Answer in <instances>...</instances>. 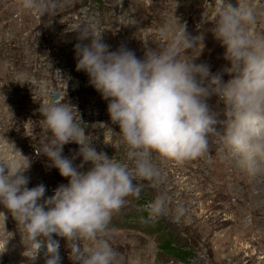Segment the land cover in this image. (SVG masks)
Returning <instances> with one entry per match:
<instances>
[{"label":"rangeland","instance_id":"374dc122","mask_svg":"<svg viewBox=\"0 0 264 264\" xmlns=\"http://www.w3.org/2000/svg\"><path fill=\"white\" fill-rule=\"evenodd\" d=\"M227 2L238 6L237 0ZM22 3L0 0V164L26 168L27 187L44 184V198L68 181L36 153L44 137L51 136L42 132L39 111L48 96L30 80H22L21 74L46 81L49 93L59 92L73 106L86 136L83 144L90 142L98 153L131 167L120 129L107 113L108 101L89 84L86 73L76 70L74 46L90 42L77 39L78 26L87 24L110 51L123 45L143 59L147 50L168 46L179 24L184 25L190 38L201 39L182 51L181 58L208 65L210 73L220 74L224 82L232 78L225 71L230 67L225 47L211 31L215 12L202 21L213 0H57L55 10L44 15L25 9ZM246 3L254 11L255 6H264V0ZM255 13L257 19H264V9ZM165 24L172 30L162 39L159 29ZM206 102L219 131L225 105L216 95ZM207 138V151L193 160L177 162L152 154L160 183L153 187L149 181H134L144 185L139 198L126 197L107 225L104 238L119 254L118 264H264V179L253 183L251 175L236 170L226 146L211 135ZM79 147L76 143L63 146L62 155L75 157L74 166L82 164ZM90 167L83 163L79 170ZM160 194L168 198L169 213L149 218L146 205ZM177 207L184 209L179 218L174 215ZM0 213V264H45L46 249L37 250L6 208L0 206ZM56 240L61 264H74L68 242ZM82 246L91 249L93 244L82 241Z\"/></svg>","mask_w":264,"mask_h":264},{"label":"clouds","instance_id":"9594fccd","mask_svg":"<svg viewBox=\"0 0 264 264\" xmlns=\"http://www.w3.org/2000/svg\"><path fill=\"white\" fill-rule=\"evenodd\" d=\"M237 3L233 8L227 0H220L219 5L213 0L202 14L206 21L215 12L211 31L225 47L224 56L230 62L225 71L232 78L227 82L220 74H211L208 65L181 58L182 51L192 49L201 39L190 38L184 25L179 24L168 46L147 50L143 59L123 45L110 51L87 24L76 28L79 41H90L74 46L76 70L86 73L89 84L108 101L107 113L120 129L118 135L131 167L98 153L90 142L83 144L86 136L76 122L73 106L59 92L49 93L46 81L21 74L22 80H30L48 96L39 111L42 132L51 136L44 137L36 153L44 155L49 167L68 183L44 198V184L27 187L26 168L0 164V206L22 226L37 250L46 249L45 264H61L59 242L53 234L68 242L74 264H118L119 254L104 238L107 225L126 197L139 198L144 185L134 181H149L153 187L160 183L153 153L177 162L193 160L207 151L211 135L227 147L241 169L255 174L264 166V35L249 31L257 19L253 7L246 0ZM22 6L44 15L55 10L57 0H23ZM171 30L169 24L162 26L160 38L166 39ZM212 95L225 105L219 131L206 102ZM67 143L80 146V166L73 165L75 157L62 155ZM83 163L91 164L86 172L79 170ZM146 209L149 218L168 214V198L157 195ZM183 213L182 207L174 210L176 218ZM82 241L92 242V248H84Z\"/></svg>","mask_w":264,"mask_h":264},{"label":"bare ground","instance_id":"6f19581e","mask_svg":"<svg viewBox=\"0 0 264 264\" xmlns=\"http://www.w3.org/2000/svg\"><path fill=\"white\" fill-rule=\"evenodd\" d=\"M235 7H237V5L234 6L233 8H235ZM261 9H262V11H263L264 6H255V11H256V12H262ZM254 25H255V26H253V27L251 28L252 34H253V35H264V19H256V23H255ZM249 28H250V27H249ZM222 78H223V77H222ZM227 150H228V149H227ZM229 159L231 160V162H233V164H235V166H236V168H237L236 170L241 171V173H242V174H245L246 176H247V173H248L249 175H251V176H252V182H253V183L256 182V180H260V182H262V180L264 179V166H261V168L259 169V171H257L255 174H251V173H249V172H247V171L241 169V168L237 165V163L235 162V160H234V158L232 157V155H231V157H230ZM240 169H241V170H240Z\"/></svg>","mask_w":264,"mask_h":264},{"label":"trees","instance_id":"16d2710c","mask_svg":"<svg viewBox=\"0 0 264 264\" xmlns=\"http://www.w3.org/2000/svg\"><path fill=\"white\" fill-rule=\"evenodd\" d=\"M167 247H166V249H168V251H169V249L171 248V243H168V245H166ZM177 253H179V251H177ZM181 254H184V253H181Z\"/></svg>","mask_w":264,"mask_h":264},{"label":"water","instance_id":"95a60500","mask_svg":"<svg viewBox=\"0 0 264 264\" xmlns=\"http://www.w3.org/2000/svg\"><path fill=\"white\" fill-rule=\"evenodd\" d=\"M53 238L57 239V238H58V236H55V234H53Z\"/></svg>","mask_w":264,"mask_h":264}]
</instances>
